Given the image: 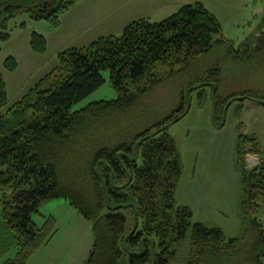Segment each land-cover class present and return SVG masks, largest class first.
Masks as SVG:
<instances>
[{
    "label": "trees",
    "instance_id": "16d2710c",
    "mask_svg": "<svg viewBox=\"0 0 264 264\" xmlns=\"http://www.w3.org/2000/svg\"><path fill=\"white\" fill-rule=\"evenodd\" d=\"M73 2L0 0V43L16 14L57 25ZM262 27L264 32V16ZM219 29L199 2L158 21L133 20L119 36L59 52L57 65L5 110L0 74V258L15 249L0 264H25L50 239L55 218L42 214L37 224L32 214L41 202L59 197L91 222L93 242L83 264H264V228L256 216L264 204V160L251 166L244 160L257 153L256 138L239 130L235 140L241 233L227 238L218 226L192 222L190 207L176 202L182 165L167 127L185 114L183 94L180 112L159 120L148 122L146 107L135 108L164 77L180 73L187 90L211 85L213 111H223L236 96L222 95L219 77L211 84L198 61L225 42L213 39ZM43 41L33 34L34 49L42 50ZM257 46L264 48V36ZM104 69L117 96L71 112L73 103L102 84ZM208 70L218 75L223 68ZM52 76V85L42 88ZM246 97L264 106V95L247 90L241 93Z\"/></svg>",
    "mask_w": 264,
    "mask_h": 264
},
{
    "label": "rangeland",
    "instance_id": "374dc122",
    "mask_svg": "<svg viewBox=\"0 0 264 264\" xmlns=\"http://www.w3.org/2000/svg\"><path fill=\"white\" fill-rule=\"evenodd\" d=\"M196 2L219 23L220 29L213 34V39L225 40L198 56L200 70L210 75L211 84L214 77H219L222 95L234 94L236 98L223 111L214 113L212 86L205 84L187 90L188 80L179 73L164 77L138 99L135 108L146 107L143 118L148 122L159 120L172 112H180L177 106L183 94L180 104L185 114L167 127L182 165L175 190L176 202L190 207L192 222L218 226L225 237H235L241 233L238 211L241 177L235 152L239 130L257 141V153L244 156L246 165L264 160V106L256 99L241 98V93L247 90L264 95V48L257 46L264 36V0H74L59 14L57 25L32 19L26 12L18 13L7 21L9 37L0 43V74L7 91L3 110L57 65L59 52L88 45L100 36H119L133 20L158 21L181 6ZM34 33L44 39L42 50L34 49ZM10 59L14 62L13 69L8 68ZM217 64L223 68L218 75L208 70ZM192 70L188 68V72ZM101 73L102 84L73 103L71 112L91 101L117 96L109 81L108 69ZM56 78H49L42 88L50 87ZM42 214L55 218L56 232L25 264H83L93 242L91 222L61 197L41 202L39 213L32 214V219L40 224ZM256 216L264 228V204ZM14 253L15 249L11 248L0 261Z\"/></svg>",
    "mask_w": 264,
    "mask_h": 264
},
{
    "label": "water",
    "instance_id": "95a60500",
    "mask_svg": "<svg viewBox=\"0 0 264 264\" xmlns=\"http://www.w3.org/2000/svg\"><path fill=\"white\" fill-rule=\"evenodd\" d=\"M263 13H264V10H263Z\"/></svg>",
    "mask_w": 264,
    "mask_h": 264
}]
</instances>
